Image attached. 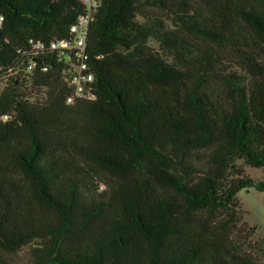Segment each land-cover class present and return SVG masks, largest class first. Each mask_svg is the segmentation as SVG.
Segmentation results:
<instances>
[{
  "label": "trees",
  "instance_id": "obj_1",
  "mask_svg": "<svg viewBox=\"0 0 264 264\" xmlns=\"http://www.w3.org/2000/svg\"><path fill=\"white\" fill-rule=\"evenodd\" d=\"M85 13L0 0V264H264L237 196L264 192V0H101L69 103L52 44Z\"/></svg>",
  "mask_w": 264,
  "mask_h": 264
},
{
  "label": "built area",
  "instance_id": "obj_2",
  "mask_svg": "<svg viewBox=\"0 0 264 264\" xmlns=\"http://www.w3.org/2000/svg\"><path fill=\"white\" fill-rule=\"evenodd\" d=\"M82 2L86 7V13L81 15L71 28L72 42L56 41L52 44L54 49L64 48L76 51L75 60L66 72L67 81L74 88L69 103H74L78 99L92 100L96 98L93 86L95 74L88 61L87 40L90 25L95 18L96 10L101 5V0H82Z\"/></svg>",
  "mask_w": 264,
  "mask_h": 264
},
{
  "label": "rangeland",
  "instance_id": "obj_3",
  "mask_svg": "<svg viewBox=\"0 0 264 264\" xmlns=\"http://www.w3.org/2000/svg\"><path fill=\"white\" fill-rule=\"evenodd\" d=\"M246 174L254 179H264V167H244ZM244 211L245 220L252 226L257 227L256 233L252 236L251 245L244 246L255 257L264 260V192L252 187L242 189L237 194ZM41 241L34 240L30 242L23 250V257L34 246L39 245ZM26 258V257H25ZM23 264H26V262Z\"/></svg>",
  "mask_w": 264,
  "mask_h": 264
}]
</instances>
